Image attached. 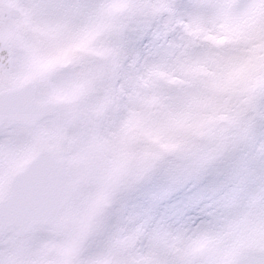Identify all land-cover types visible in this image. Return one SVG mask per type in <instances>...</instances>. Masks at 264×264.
I'll use <instances>...</instances> for the list:
<instances>
[{
  "label": "snow or ice",
  "instance_id": "snow-or-ice-1",
  "mask_svg": "<svg viewBox=\"0 0 264 264\" xmlns=\"http://www.w3.org/2000/svg\"><path fill=\"white\" fill-rule=\"evenodd\" d=\"M0 264H264V0H0Z\"/></svg>",
  "mask_w": 264,
  "mask_h": 264
}]
</instances>
